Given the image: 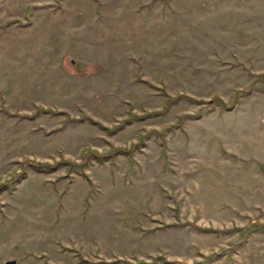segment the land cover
<instances>
[{
	"label": "rangeland",
	"instance_id": "obj_1",
	"mask_svg": "<svg viewBox=\"0 0 264 264\" xmlns=\"http://www.w3.org/2000/svg\"><path fill=\"white\" fill-rule=\"evenodd\" d=\"M264 264V0H0V264Z\"/></svg>",
	"mask_w": 264,
	"mask_h": 264
},
{
	"label": "water",
	"instance_id": "obj_2",
	"mask_svg": "<svg viewBox=\"0 0 264 264\" xmlns=\"http://www.w3.org/2000/svg\"><path fill=\"white\" fill-rule=\"evenodd\" d=\"M13 261H14L13 259L6 260L5 263L9 264V263H12Z\"/></svg>",
	"mask_w": 264,
	"mask_h": 264
}]
</instances>
